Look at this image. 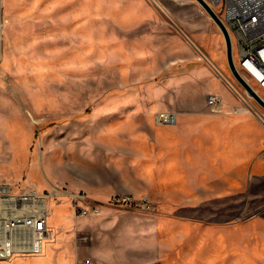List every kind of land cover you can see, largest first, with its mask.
I'll list each match as a JSON object with an SVG mask.
<instances>
[{
    "label": "rangeland",
    "instance_id": "rangeland-1",
    "mask_svg": "<svg viewBox=\"0 0 264 264\" xmlns=\"http://www.w3.org/2000/svg\"><path fill=\"white\" fill-rule=\"evenodd\" d=\"M201 8L197 0H0V185L114 188L101 197L76 190L102 205L97 216L52 197L46 255L0 264H264V171L248 170L261 125L248 139L249 162L234 156V185L217 198L203 188L201 201L188 190L187 201L173 191L167 202L135 176L146 174L136 152L160 131L159 113L255 117L228 104L244 105L232 83L263 109L215 54L221 31ZM212 95L222 111L209 106ZM116 195L149 196L156 209L117 205Z\"/></svg>",
    "mask_w": 264,
    "mask_h": 264
},
{
    "label": "crops",
    "instance_id": "crops-1",
    "mask_svg": "<svg viewBox=\"0 0 264 264\" xmlns=\"http://www.w3.org/2000/svg\"><path fill=\"white\" fill-rule=\"evenodd\" d=\"M213 47H217L215 54L220 62L224 61V57L227 62L226 44L222 32L218 34L216 45ZM207 52L210 56L209 50ZM209 61L225 76L211 56ZM230 102L228 103L230 106L239 109L236 110L237 112H250L243 101L244 105L240 106ZM255 117L247 114L231 116L227 113L204 116L188 110L178 112V120L174 124H161L156 120L155 125L157 129H160L155 131L158 135L155 133L156 137H154L152 132L145 140V145L142 143L143 146L136 152H142L139 154L142 158L139 159L146 163V174L143 177L136 173L135 176L149 181L148 188H151L152 194L155 192L168 195L167 202L174 201L175 198H171L173 191L178 194L177 201H187L188 190L193 191L189 195L193 196L191 200L201 201L203 188L206 189L205 196L217 198L223 191L227 192L228 188L234 185V156L240 155L243 159L245 158V163L249 162V159L247 160L250 153L248 139L251 136L258 138L253 125L259 124L264 130L263 124ZM136 140L139 139L136 137L134 141ZM263 142L264 138L262 141L256 140V154L248 165V170L255 176L264 171ZM137 166L138 161L133 167L138 168ZM116 167L119 166L116 165ZM72 188L73 191L84 188L89 194L99 197L111 196L114 189L111 185L102 187L73 185ZM150 192H146L147 195ZM52 231L53 237L50 240L55 242L56 230ZM44 255H46L45 250L39 256Z\"/></svg>",
    "mask_w": 264,
    "mask_h": 264
},
{
    "label": "built area",
    "instance_id": "built-area-1",
    "mask_svg": "<svg viewBox=\"0 0 264 264\" xmlns=\"http://www.w3.org/2000/svg\"><path fill=\"white\" fill-rule=\"evenodd\" d=\"M207 1L217 13L216 9H219L218 14L231 34L237 70L241 75L251 79V87L254 90L258 88L263 92L264 0ZM236 50L239 52L238 58L235 57ZM247 82L249 83L248 80ZM208 104L215 112H220L225 107L224 100L216 95L209 97ZM257 118L264 123V114L257 112ZM177 119L178 113L174 111L161 112L157 116V121L161 124H174ZM55 191L45 193L33 187L15 190L8 184L0 185V261L10 260L16 256L43 254L46 241L53 237L49 222V202L53 196L58 199L70 197L75 215L87 217L101 214L102 205L86 194L60 189ZM112 201L117 205H131L148 212L156 209L149 196L138 198L131 195H116ZM90 263V259L82 262Z\"/></svg>",
    "mask_w": 264,
    "mask_h": 264
},
{
    "label": "water",
    "instance_id": "water-1",
    "mask_svg": "<svg viewBox=\"0 0 264 264\" xmlns=\"http://www.w3.org/2000/svg\"><path fill=\"white\" fill-rule=\"evenodd\" d=\"M200 5L207 11V13L210 15V17L215 21L219 29L221 30L225 44H226V56L228 65L230 67L231 72L233 75L240 81V83L243 85V87L249 92L251 95L255 96L259 103L264 107V99L261 98L256 91L251 87V85L243 78V76L240 74V72L237 70L234 62L233 57V46H232V38L231 34L219 16V14L215 11V9L210 5V3L207 0H197Z\"/></svg>",
    "mask_w": 264,
    "mask_h": 264
},
{
    "label": "bare ground",
    "instance_id": "bare-ground-1",
    "mask_svg": "<svg viewBox=\"0 0 264 264\" xmlns=\"http://www.w3.org/2000/svg\"><path fill=\"white\" fill-rule=\"evenodd\" d=\"M200 12L201 13H205V12H207L206 10H204V9H200ZM219 72H221L220 70H219ZM222 75V74H221ZM243 76V75H242ZM245 76V75H244ZM243 76V78L244 79H246V81L248 80L249 81V83H250V85H251V79H249V77L248 76H245L244 77ZM227 80V79H226ZM231 87L233 88V90H235V92L240 96V98H241V100L243 101V103L245 104V106L251 111V112H253L254 114H255V116L257 117V112L259 113V114H264L263 113V111H264V107H263V109L261 110V109H259L257 106H255V105H253V104H251V102H250V100L249 99H245L244 97V99L242 98V93H241V91L239 90V88H237L235 85H234V83H232V85H231ZM256 90V93L261 97V98H263L264 99V95L261 93V90H258V88H256L255 89ZM264 92V91H263ZM248 94L252 97V98H254L258 103H259V101L257 100V98H255V96H253V95H251L249 92H248ZM260 121V120H259ZM261 122V121H260ZM262 124H263V126H264V123L263 122H261ZM55 192H57V191H55ZM54 192V193H55ZM53 193V194H54ZM54 197V196H53ZM51 230H52V227H51ZM53 232V231H52ZM53 243H54V241H53Z\"/></svg>",
    "mask_w": 264,
    "mask_h": 264
}]
</instances>
